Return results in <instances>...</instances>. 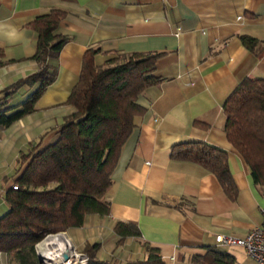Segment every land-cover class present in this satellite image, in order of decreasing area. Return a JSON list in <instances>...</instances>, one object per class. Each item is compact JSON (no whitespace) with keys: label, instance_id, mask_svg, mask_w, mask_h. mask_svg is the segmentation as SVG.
I'll use <instances>...</instances> for the list:
<instances>
[{"label":"crops","instance_id":"obj_1","mask_svg":"<svg viewBox=\"0 0 264 264\" xmlns=\"http://www.w3.org/2000/svg\"><path fill=\"white\" fill-rule=\"evenodd\" d=\"M53 9L65 12L57 31L67 37L48 60L54 80L32 112L0 127L10 148L0 158V217L8 210L5 193L23 169L20 153L43 134L42 145L52 142L73 112L66 100L87 48L100 49L96 64L116 53L159 52L153 76L160 81L139 95L144 111L134 117L111 173L109 213L87 214L82 226L65 232L79 251L98 243L95 257L111 264L144 259L145 245L158 248L165 264H201L193 257L210 247L230 254L234 264H256L241 247L217 245L215 236L241 237L263 220L264 186L254 183L227 140L223 104L243 78L264 80V0H0V90L38 69L28 24ZM241 35L261 45L251 51ZM38 85H23L3 108L17 107ZM188 141L227 152L233 199L214 174L170 158L174 145ZM118 221L136 224L140 235L119 241L113 230ZM0 264H11L2 251Z\"/></svg>","mask_w":264,"mask_h":264},{"label":"trees","instance_id":"obj_2","mask_svg":"<svg viewBox=\"0 0 264 264\" xmlns=\"http://www.w3.org/2000/svg\"><path fill=\"white\" fill-rule=\"evenodd\" d=\"M65 12L53 9L37 16L28 26L35 33L32 58L38 69L0 90V127H8L32 112L34 103L54 80L55 70L48 60L57 55L67 37L57 31ZM242 44L254 51L256 38L241 35ZM264 47V43H262ZM97 47L85 51L77 82L66 100L74 110L59 126L52 142L42 145L45 134L31 140L19 155L22 172L5 193L8 210L0 217V251L17 264H40L35 244L45 235L82 226L87 214L106 215L105 195L121 148L131 134L134 117L144 108L139 95L158 83L153 76L159 52L116 53L102 64L95 63ZM257 55V54H255ZM0 51V65H3ZM37 89L20 105L4 109L6 99L23 85ZM224 131L229 143L247 164L255 184L264 186V80L243 78L223 104ZM170 158L189 161L214 174L225 193L234 198L237 189L225 150L202 141L174 145ZM122 241L139 236L136 224L118 221L113 228ZM98 243L87 244L86 264H111L95 257ZM147 256L126 264H165L159 249L145 245ZM201 264H234L230 254L210 247ZM11 261V259H10Z\"/></svg>","mask_w":264,"mask_h":264},{"label":"built area","instance_id":"obj_3","mask_svg":"<svg viewBox=\"0 0 264 264\" xmlns=\"http://www.w3.org/2000/svg\"><path fill=\"white\" fill-rule=\"evenodd\" d=\"M13 188L17 186L12 184ZM263 220L261 225L252 228L244 236L218 234L215 236V243L220 246H238L244 249L248 257L253 259L256 264H264V205L260 209ZM60 235L69 241L65 231L49 233L44 236L43 240L49 237ZM42 241V240H41ZM40 241V242H41ZM38 243V242H37ZM35 244V254L37 260L41 259V264H86L88 257L84 254L77 253L73 247L68 249L50 245ZM74 253V256L72 255Z\"/></svg>","mask_w":264,"mask_h":264},{"label":"rangeland","instance_id":"obj_4","mask_svg":"<svg viewBox=\"0 0 264 264\" xmlns=\"http://www.w3.org/2000/svg\"><path fill=\"white\" fill-rule=\"evenodd\" d=\"M4 131H2V129H0V158H3V157H6L7 155H9L10 154V148H9V146L5 143V142H7L6 141V138L4 137ZM5 138V139H4ZM28 149V148H27ZM27 149L25 150V151H27ZM66 235H67V233H66ZM67 237H68V235H67ZM44 238V237H43ZM43 238L41 239V240H43ZM69 238V237H68ZM40 240V241H41ZM40 241L37 243V244H39L40 243ZM69 241L71 242V244H72V247H73V249L77 252V253H82V254H84V255H86L87 256V253H86V251H85V249L83 250V251H79L76 247H75V245L72 243V241L70 240V238H69ZM43 243V242H42ZM41 243V244H42ZM40 244V245H41ZM39 245V246H40ZM59 247H60V245H59ZM41 250H43V247H42V245H41ZM88 257V256H87ZM9 259H11V264H17L14 260H12V258H10V256H9ZM39 262V261H38ZM41 264V263H40Z\"/></svg>","mask_w":264,"mask_h":264},{"label":"bare ground","instance_id":"obj_5","mask_svg":"<svg viewBox=\"0 0 264 264\" xmlns=\"http://www.w3.org/2000/svg\"><path fill=\"white\" fill-rule=\"evenodd\" d=\"M43 242V243H42ZM42 243V244H41ZM50 245V247H55L56 244H58V246L60 245V247H65V248H69V247H72V244L70 241H68L67 239L65 238H62L60 237V235H57V236H53V237H49V238H46L44 240H42L39 245ZM40 245V246H41ZM72 255L74 256V253H72Z\"/></svg>","mask_w":264,"mask_h":264},{"label":"water","instance_id":"obj_6","mask_svg":"<svg viewBox=\"0 0 264 264\" xmlns=\"http://www.w3.org/2000/svg\"><path fill=\"white\" fill-rule=\"evenodd\" d=\"M38 261H39V263H41V259H39Z\"/></svg>","mask_w":264,"mask_h":264}]
</instances>
